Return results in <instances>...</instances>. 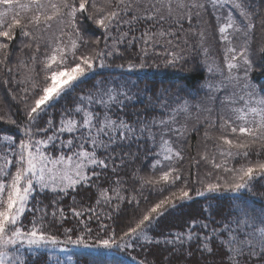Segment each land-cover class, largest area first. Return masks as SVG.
I'll list each match as a JSON object with an SVG mask.
<instances>
[{
    "label": "snow or ice",
    "instance_id": "1",
    "mask_svg": "<svg viewBox=\"0 0 264 264\" xmlns=\"http://www.w3.org/2000/svg\"><path fill=\"white\" fill-rule=\"evenodd\" d=\"M257 29L264 31V6L253 0H0V71L18 86L9 91L20 118L7 122L21 136L4 134L0 142V264H26L25 246L33 256L59 249L65 255L52 252V264H76L69 245L116 249L133 264H264V211L242 195L264 179V85L252 80L257 61L264 68ZM17 36L19 51L28 53L19 59L11 47ZM210 40L220 45L222 64ZM136 45L116 67L143 70L159 67L157 60L175 67L195 50L208 73L206 99L224 92L219 108L191 93L147 88L155 99L148 97L151 112L143 115L131 110L137 97L127 82L82 87ZM193 112L198 122L204 113V132L190 159L208 169L203 179L197 173V195L229 191L237 203L219 226L209 213L160 239L161 219L191 199L183 165L191 132L200 131L189 129ZM141 152L153 158L150 174L134 168L126 179ZM80 192L90 202L77 206ZM65 197L77 227L57 234L51 229L67 219ZM150 246L161 249L158 261L131 255Z\"/></svg>",
    "mask_w": 264,
    "mask_h": 264
},
{
    "label": "trees",
    "instance_id": "2",
    "mask_svg": "<svg viewBox=\"0 0 264 264\" xmlns=\"http://www.w3.org/2000/svg\"><path fill=\"white\" fill-rule=\"evenodd\" d=\"M254 5L259 9L264 6V0H253ZM89 35H92L89 33ZM20 37L17 36V40L12 42L11 47L17 48L16 59L23 58L27 56V50L23 52L19 51L17 47V41ZM255 42L257 44L264 43V31L257 29ZM212 45V54L217 58L219 63L222 61V52L220 45L210 40ZM123 45L121 48L123 49ZM139 45H136L124 53L125 59L116 58L114 61L109 60L108 63L112 64L111 67L104 69H99L98 73L93 79L85 85L83 88H90L96 81L104 80L112 83H124L127 82V87L131 89L132 93L136 94V99L132 101L131 110H135L137 114L148 115L151 109L145 110V105L148 102V97L155 99L153 92H147V88H152L154 92H159L161 89H171V94H178L181 97H188L191 93L189 99L195 97L197 100H205L204 106L211 105L213 108H219L220 100L224 95V92L217 94L216 100L208 101L206 99V93L202 89V85L206 82L208 78V73L201 63V57L195 50H189L186 53L185 61L181 62L175 67H165L160 60L156 62L160 64L159 67H146L143 70L128 71L125 69H120L115 65L128 62L131 56H134L138 51ZM151 63V61H149ZM259 61H257V67L252 73V80L258 85H264V68L259 67ZM14 67V64L12 65ZM123 73V75H122ZM5 79H9V83L6 85L4 83ZM147 86V87H146ZM17 85L11 82V79L7 77V74L0 71V116L5 117L0 119V142H2V136L4 134L12 135L17 140L21 138L19 131L14 125L7 122V116L11 115L13 119H17L19 123V107L16 102L12 99L10 94V89L15 92L17 90ZM171 96H169V99ZM195 102V101H194ZM71 105V99L66 102ZM157 114L163 115V111L160 108L156 110ZM60 112V106L58 105L56 109L53 110L54 117H58ZM201 120L198 122L195 119L196 113L193 112V118L189 121V129L193 126H198L200 131L191 132L189 138V144L191 147L186 149L188 160L185 161L184 175L188 178L189 187L192 189L190 192L191 199L182 203V205L174 212L173 215L162 218L160 222V227L157 230V237L163 239L170 232H180L184 229L186 221L189 219H200L207 217L209 213L212 214L211 218L217 223L213 226H219V222L228 216L229 212L233 210V206L237 203L235 197L238 195L229 191L208 193L205 191L204 195H197V190H203L202 186L196 183L197 173L199 178H204V173L208 170L203 164L197 168L191 161V157H196L197 154V142L203 136L204 126H203V116L204 113H200ZM215 115V112H213ZM202 147V145H201ZM135 150V149H133ZM141 159L136 160L133 164H130L127 172L129 178L132 174L134 168H139L141 170V175L150 174V165L152 163V156L149 154L147 156L141 152ZM50 195V194H48ZM84 192H80L76 196L77 206L79 204H87L88 201L85 197ZM145 195H149L145 192ZM244 201L247 205L252 208L255 212L259 213L264 211V179L257 180L253 183L251 192L243 193ZM152 198V197H150ZM37 200H42L44 204L48 203L46 195H40ZM73 204L71 197H65L61 203V207L64 208L67 219L63 223V227L59 223L51 229V231L60 234L63 232V228L67 227H77V220L72 216L69 211V206ZM31 216L29 213H25L24 224L28 225ZM96 225L93 223V228ZM119 227L117 226V231L119 232ZM61 238H63L61 236ZM91 243H95V238H91ZM71 248V254L76 262V264H133V262L128 258V254L119 252L116 249H104L93 248L85 249L83 247H73ZM36 256L32 255L30 250H25L23 253L28 259L26 264H52L49 260V256L52 252L63 257L65 253H61L59 249H37ZM161 249L158 246H150V250L141 251L137 249L135 252H131V255L141 256L147 255L150 259L155 258L157 261L160 259Z\"/></svg>",
    "mask_w": 264,
    "mask_h": 264
},
{
    "label": "rangeland",
    "instance_id": "3",
    "mask_svg": "<svg viewBox=\"0 0 264 264\" xmlns=\"http://www.w3.org/2000/svg\"><path fill=\"white\" fill-rule=\"evenodd\" d=\"M25 250H29L27 246H25L23 249H21L22 253H25Z\"/></svg>",
    "mask_w": 264,
    "mask_h": 264
}]
</instances>
